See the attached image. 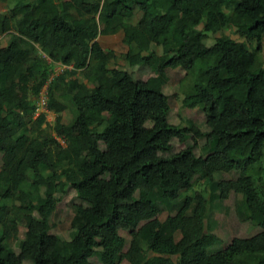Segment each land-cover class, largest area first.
Returning a JSON list of instances; mask_svg holds the SVG:
<instances>
[{
	"label": "trees",
	"instance_id": "trees-1",
	"mask_svg": "<svg viewBox=\"0 0 264 264\" xmlns=\"http://www.w3.org/2000/svg\"><path fill=\"white\" fill-rule=\"evenodd\" d=\"M0 1V264H264V0ZM114 17L133 19L119 55L137 54L145 79L98 41ZM208 58L180 85L181 106L203 120L170 123L169 70L187 78ZM53 64L71 67L46 85L49 123L32 112ZM200 179L208 195L192 187ZM241 182L258 208L236 199ZM69 192L65 239L50 217ZM230 195L235 222L258 231L223 241L211 214Z\"/></svg>",
	"mask_w": 264,
	"mask_h": 264
},
{
	"label": "rangeland",
	"instance_id": "rangeland-1",
	"mask_svg": "<svg viewBox=\"0 0 264 264\" xmlns=\"http://www.w3.org/2000/svg\"><path fill=\"white\" fill-rule=\"evenodd\" d=\"M6 3L4 1H1L0 3V11H2L5 8ZM133 19H122L119 17H114L112 19L106 20V24H104L105 28L104 30H100L98 35V41L101 44L102 47L111 49L115 53H118L117 55V63L121 66H123L127 71H132L135 77L145 79L148 75V70L143 66L140 61L137 54H134L130 56L126 61L122 60L120 58V53L124 52L126 47L121 42V31L124 26H127ZM224 34H228V30H223ZM216 35H219V33H216ZM212 39H205L203 42L204 44L208 45L210 44ZM260 57L264 60V43L262 46V51L260 54ZM212 59H204V60H197L195 62V65L193 69L189 72L188 77H183V70L182 69H174L169 70L168 76L169 80L165 85H163V89L168 95L169 99V111H168V121L172 124H182V121L180 118L183 117H189L194 120H203L202 114L199 109L193 108H183L181 106V98L182 93L180 90L181 88L185 89L187 88L191 82L193 77L195 76L196 72L200 68H205L209 64H211ZM98 81L100 87H105L104 85V78L100 73H97ZM183 77V78H182ZM182 78V79H181ZM181 80V82H179ZM113 105L111 103H104V109H111ZM48 115V114H47ZM46 115V117H47ZM49 116V115H48ZM51 117V116H50ZM51 118H49L48 121H50ZM52 121H50L51 123ZM219 119L214 118L208 121V124L210 126L216 127L218 125ZM261 162L264 164V148H263V155ZM215 165H221L223 163V160H216ZM216 175V174H215ZM224 177H228L229 175L223 173ZM16 175L11 174V183L12 186L16 184ZM192 187L196 190L201 191L203 194L208 195V190L206 186L204 185L203 180H195L193 182ZM140 190H146V186L142 185L139 186L138 189L135 191L134 196L137 198V200H140V196L138 191ZM239 194H236V199L240 197V193L244 194L248 205L251 209L258 208L255 204V201L253 199V195L251 192L250 187L246 182H241L238 185ZM72 193H66L64 194L60 200L56 203L55 210L50 217L51 219V226H50V232L58 235L59 237L69 239L74 238L71 230L68 228V219L70 216L68 203L71 199ZM233 195L228 196L223 202L220 203V205L215 206L212 210V219L215 221V225H212V229L216 232H218V235L222 238L223 241H227L232 236H243L247 233H255L258 231V228L256 227H249L246 223L239 222L236 223L234 220V210L231 206ZM130 211H138L140 209V206L138 203H132L130 206H125ZM165 216V212H162L155 218L147 221V225L150 229H155L158 225L160 220H162ZM170 227L172 230H174L176 226V220L174 218H170ZM216 232V233H217ZM119 234L124 237L125 239H128V235L125 231H119ZM175 238L179 241L180 244H186L190 241V236H179L178 234H175ZM121 264H131L130 261L124 257Z\"/></svg>",
	"mask_w": 264,
	"mask_h": 264
},
{
	"label": "built area",
	"instance_id": "built-area-1",
	"mask_svg": "<svg viewBox=\"0 0 264 264\" xmlns=\"http://www.w3.org/2000/svg\"><path fill=\"white\" fill-rule=\"evenodd\" d=\"M65 67H70V66L59 65V70H62ZM50 77L51 75L47 77L45 83L41 86V88L38 91V95L35 101V107L33 110V117H36L40 113L46 111V82L50 79Z\"/></svg>",
	"mask_w": 264,
	"mask_h": 264
},
{
	"label": "crops",
	"instance_id": "crops-1",
	"mask_svg": "<svg viewBox=\"0 0 264 264\" xmlns=\"http://www.w3.org/2000/svg\"><path fill=\"white\" fill-rule=\"evenodd\" d=\"M0 3H1V1H0ZM5 8H6V5H5ZM5 8H4V9H5ZM4 9H3V10H4ZM3 10H2V11H3ZM8 36H9L8 32L0 35V47L5 46V44H6L7 40H8ZM68 68H69V67H65V68H63V69H68ZM63 69H62V70H63ZM51 70H54V72L51 74V77H55L57 74H59V73L62 71V70H59V65H57V64H53V65L51 66ZM83 82H85V80H82V83H83ZM48 115H49V116H48ZM48 115H47V117H46V120L48 121L49 118H51L50 121H53V120H54V116H55V114H54L53 112H50ZM50 116H51V117H50ZM64 117H66V116L63 115V119H64Z\"/></svg>",
	"mask_w": 264,
	"mask_h": 264
},
{
	"label": "clouds",
	"instance_id": "clouds-1",
	"mask_svg": "<svg viewBox=\"0 0 264 264\" xmlns=\"http://www.w3.org/2000/svg\"><path fill=\"white\" fill-rule=\"evenodd\" d=\"M60 65V64H59ZM66 66V65H65ZM71 67V66H70ZM64 70V69H63ZM54 72V70H51L50 72H49V74H48V76L47 77H49L52 73ZM62 72V71H61ZM53 77H50V79L46 82V85H47V83L52 79ZM45 83V82H44ZM43 83V84H44ZM42 84V85H43ZM41 85V86H42ZM41 88V87H40ZM39 88V89H40ZM46 99H47V90H46ZM34 110V109H33ZM42 113H44L45 114V119H46V115L47 114H49L50 113V111H48L47 109H46V111H44V112H42ZM41 114V113H40ZM32 117H33V112H32ZM37 117V116H36ZM47 121V120H46ZM47 122H49L50 123V121H47ZM56 139L60 142V143H62V139L61 138H58V137H56Z\"/></svg>",
	"mask_w": 264,
	"mask_h": 264
}]
</instances>
